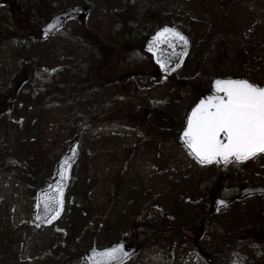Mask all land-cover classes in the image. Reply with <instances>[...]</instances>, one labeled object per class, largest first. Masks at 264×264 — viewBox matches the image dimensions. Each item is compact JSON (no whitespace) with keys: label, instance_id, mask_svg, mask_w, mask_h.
Instances as JSON below:
<instances>
[{"label":"rangeland","instance_id":"1","mask_svg":"<svg viewBox=\"0 0 264 264\" xmlns=\"http://www.w3.org/2000/svg\"><path fill=\"white\" fill-rule=\"evenodd\" d=\"M39 1L0 5V264H87L78 224L98 229L93 247H138L141 217L163 230L122 264H264V196L212 212L214 197L264 187V154L205 166L179 139L213 79L264 84V0ZM73 5L90 7L85 21L42 40L38 30ZM16 14L27 25L8 31ZM164 25L190 38L172 79L143 50ZM76 140L63 211L34 226L39 184Z\"/></svg>","mask_w":264,"mask_h":264},{"label":"snow or ice","instance_id":"2","mask_svg":"<svg viewBox=\"0 0 264 264\" xmlns=\"http://www.w3.org/2000/svg\"><path fill=\"white\" fill-rule=\"evenodd\" d=\"M53 27L52 24L47 26L48 29ZM153 41L167 43L173 48L182 44L184 51L188 45V39L180 31L167 26L155 34ZM154 47L155 44H150L149 50L153 51ZM180 59H183V52ZM171 62L163 56L157 59L165 72L170 71L168 65ZM179 66L177 63L176 67ZM180 139L189 154L201 164L223 161L227 165L264 154V86L244 78L216 79L212 94L196 103L187 115ZM65 172L66 168H62V178ZM63 192L64 185L58 183L54 191L43 195L46 217L55 219L59 215ZM219 203L223 205L225 201ZM126 256L124 247L116 244L94 252L90 264H121Z\"/></svg>","mask_w":264,"mask_h":264},{"label":"water","instance_id":"3","mask_svg":"<svg viewBox=\"0 0 264 264\" xmlns=\"http://www.w3.org/2000/svg\"><path fill=\"white\" fill-rule=\"evenodd\" d=\"M2 2H3V0H0V4H2ZM89 13H90V9L88 7L72 6L66 10H63V11L53 15L51 17V19L38 30V35L42 39H46L49 36H51L52 34H54L57 30L62 28L68 21H70L72 19H76V20L83 22ZM49 24L54 25V27L52 29H48L47 26ZM166 26L170 27V28L172 27L170 25H165V26L159 28L158 30H156L154 32V34L151 35L146 40V42L144 43L143 50L151 56L153 63L158 68L159 76H166L168 78H171L174 75V73L176 72V70L179 68V67H176V64L178 63L179 65H181L184 58H185V55H186L188 47H189V38L186 34H184L182 31H180L179 29L176 28L178 31H180L188 39V45H187L186 51H184V45H182V44H177L173 48V47H170L167 43H163V42L156 43V42H154L153 38L155 37V34L160 29H162ZM150 44H155L153 51L149 50ZM182 52H183V59L181 60L180 56H181ZM161 56H163L165 59H171L172 62L169 63V65H168L170 71L165 72L163 69H161L159 63H157V59ZM216 79H222V78H215L212 80V83H211L212 91H213V83ZM262 86H264V84ZM209 95H211V94H207V93L202 94L201 96H199L196 103H198L201 99L208 97ZM190 111H189V113H190ZM186 120H187V118H186ZM185 125H186V122H185ZM182 132H183V130L179 134V139H180ZM180 141L184 144V142L181 139H180ZM184 146H185V144H184ZM79 147H80L79 141H75L74 143L69 145V147L65 150V152L63 153V155L61 156V158L59 159V161L57 162V164L55 166L53 178L51 180H49L44 187H42L36 191L35 204H34L35 212H34V216L32 218V223L34 224V226L40 227L43 225H49L50 223H52L54 220H56L61 215V213L63 211V207H64L65 191H66V189L69 185V182H70L72 167L78 158ZM65 161H68L69 163L67 165H65V163H64ZM213 162L216 164H219V165H224L223 161H220L219 163H217L215 161H213ZM207 164H209V163H207ZM62 168H66L64 178L61 177ZM58 183H61L64 185L63 205H62V208H61L59 215L56 216L55 219H50V217H46L44 215L42 199H43L44 194L49 193L50 190L54 191L55 187ZM254 196H264V187H256V188L246 187V188H243L240 190L239 194L236 197H234L230 200H225L222 198H216L213 201V203H214L213 211H214V213H218V212L224 210L225 208H227L228 206L232 205L235 201H244V200H246L250 197H254ZM221 200L225 201V203L223 205H221L219 203ZM38 205H39V207H38ZM46 219H49L50 222L46 223L45 222ZM117 244L122 245L124 247V250L127 253V256L123 258L121 264L138 252V248L130 247V246H128V244L126 242H119ZM114 245H116V244H114ZM98 250H102V249L90 248L84 252L83 257H84V260L87 262V264H90V258L92 257L93 253L98 251Z\"/></svg>","mask_w":264,"mask_h":264},{"label":"trees","instance_id":"4","mask_svg":"<svg viewBox=\"0 0 264 264\" xmlns=\"http://www.w3.org/2000/svg\"><path fill=\"white\" fill-rule=\"evenodd\" d=\"M225 1H227V0H225ZM43 2H44V7H45L47 0H40L39 2H36L37 8L40 9V6L42 5ZM25 16H26V14H25ZM44 18L46 19L45 16H44ZM25 20H26V18H24V17L19 19L18 14L14 15L12 17V19L10 20V26L7 27V30L8 31L9 30H15V29H17V25H21V27H25V25H27ZM87 37L93 46L97 47V49L99 48L100 53L106 52V49L103 48L102 42L99 39H97L95 36L90 35L89 33H87ZM102 54L104 55V53H102ZM91 66L93 68V65H91ZM23 67L26 68L27 65L24 64ZM187 82L189 83V81H187ZM13 87H14L13 85H10L8 91L5 94H3L5 99H7L8 104H11V105H12V102L16 98V96H15L16 92H14L13 95L9 94L11 92V90L13 89ZM202 93H211V91H210V89L209 90L201 89L199 92H197L198 95H201ZM118 107L123 109L124 103H118ZM3 120H4V116H0V121L2 122ZM143 126L149 127L146 124H144ZM71 180H72V178H71ZM44 185H45L44 181L39 184V186H44ZM86 209L89 210L88 208H86ZM145 225H149L148 227H150V229L146 228ZM75 230L78 233L80 231H82V233L80 234L79 239L75 242L74 249L80 248L83 250V248H85V250H87L89 248H92L95 245V240H96V237L98 235V229H94L92 225H89L87 220H85L83 223L78 224L77 227L75 228ZM161 230H163L161 224L159 225L157 222H154V220H152L150 217L144 218V219L141 217V224H139V226L136 228V230H134V233L138 236V241H140L138 244L139 250L145 248L146 246H148L152 243H154L156 235ZM25 264H34V263L31 261H25Z\"/></svg>","mask_w":264,"mask_h":264}]
</instances>
